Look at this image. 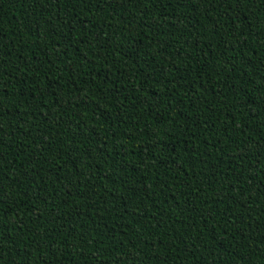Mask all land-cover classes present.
Segmentation results:
<instances>
[{
    "label": "trees",
    "instance_id": "obj_1",
    "mask_svg": "<svg viewBox=\"0 0 264 264\" xmlns=\"http://www.w3.org/2000/svg\"><path fill=\"white\" fill-rule=\"evenodd\" d=\"M0 264H264V0H0Z\"/></svg>",
    "mask_w": 264,
    "mask_h": 264
}]
</instances>
